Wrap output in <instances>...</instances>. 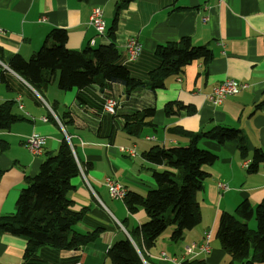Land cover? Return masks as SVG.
Listing matches in <instances>:
<instances>
[{"label":"crops","instance_id":"obj_1","mask_svg":"<svg viewBox=\"0 0 264 264\" xmlns=\"http://www.w3.org/2000/svg\"><path fill=\"white\" fill-rule=\"evenodd\" d=\"M120 1L0 0V63L4 66L0 65V106L8 104L9 113L16 117L7 128L0 129V143L6 147L0 151V216L14 212L26 178H33L45 157L68 137L76 159L89 166L71 180L73 209L88 208L75 230L85 233L104 228L93 243L83 248L64 251L41 247L25 262L26 242L0 232V264H111L107 252L110 246L127 238L128 231L145 222L146 216L142 210L129 215L123 200L109 197L103 180L110 177L117 181L125 194L144 196L156 188L152 171L164 167L152 165L142 156L152 147H185L188 134L220 126L238 130L245 137L246 159L254 149L264 152L263 0H132L118 16L114 43L120 51V65L133 79L146 81L148 72L159 64L155 48L181 38H190L194 46H204L213 55L205 69L199 63L191 64L180 75L167 78L164 88L154 92L139 88L127 96L124 87L115 83L62 91L57 87V71H53L49 84L36 91L8 69L7 63L15 55L28 60L41 49L52 29L65 31V47L70 51L109 44L107 31ZM93 7L102 11V36L88 25ZM129 38H136L142 45L135 60H129L125 50ZM226 79L248 86L214 106L206 95ZM108 98L116 101L113 114L103 110ZM167 104H172L169 115ZM65 110L72 120L66 131L59 121ZM138 113L146 115L145 121L151 127L129 136L125 118ZM32 133L46 139L39 156L24 147L25 138ZM197 146L215 156L210 165L203 167L207 177L196 193L201 220L194 229L185 231L180 241L170 242L167 234L144 249L149 264H168L162 253L180 259L183 248L200 243L208 230L212 234L210 252L195 258L205 256L201 258L205 264H226L227 255L214 241L219 215L233 214L245 201L254 209L264 199V162L255 173H249L242 167L244 160L239 158L235 142L217 144L201 139ZM127 150H133L134 155ZM220 184L227 187L225 192L219 189Z\"/></svg>","mask_w":264,"mask_h":264},{"label":"trees","instance_id":"obj_2","mask_svg":"<svg viewBox=\"0 0 264 264\" xmlns=\"http://www.w3.org/2000/svg\"><path fill=\"white\" fill-rule=\"evenodd\" d=\"M131 1L121 0L116 6L112 26L107 31L109 44L83 51H70L65 47V31L52 29L41 49L28 60L15 55L7 63L8 69L36 91L49 84L53 71H57V87L62 91L80 90L94 84L104 87L107 83H115L123 86L125 95L129 96L139 88L153 92L163 89L167 78L180 75L187 66L199 63L205 69L212 61L213 55L208 48L194 46L190 38H181L177 42L155 48L154 54L159 64L148 72L146 81L133 79L120 65V51L114 43L118 16ZM0 62H3L1 50ZM2 70L0 66V72ZM165 108L167 115L173 112L172 104H167ZM145 119L144 113L126 117V133L136 136L144 128L151 127ZM15 120L16 117L9 113L8 104H2L0 129L7 128ZM59 121L65 131L66 126L72 124L67 110L59 116ZM187 136L189 140L185 147L155 146L142 154L146 162L164 168L152 171L156 188L144 196L125 194L123 203L128 214L142 210L146 221L129 230V237L110 246L107 252L111 264H143L142 259L149 264L144 249L153 246L168 228L169 241L176 243L183 238L185 231H191L199 224L201 216L196 193L202 189L207 177L203 167L215 159L209 151L197 146L201 139L217 144L235 142L239 158L245 160L248 157L246 139L238 130L213 126ZM5 148V144L0 143V151ZM250 161L247 172L255 173L264 162V152L254 149ZM88 168V165L76 159L70 144L62 139L56 151L45 157L38 173L33 178H26V185L16 199L14 212L0 216V232L26 242L22 258L24 262L41 247L78 250L93 243L104 232L102 227L85 233L74 229L88 214V208L83 207L77 211L73 209L70 194L74 185L71 180L79 176L80 170L85 172ZM251 219L255 222L254 230L247 226ZM215 237L220 249L227 255L226 264L264 263V199L254 209L245 201L236 207L233 214L221 213L217 219ZM180 264L205 263L201 259L192 258Z\"/></svg>","mask_w":264,"mask_h":264},{"label":"built area","instance_id":"obj_3","mask_svg":"<svg viewBox=\"0 0 264 264\" xmlns=\"http://www.w3.org/2000/svg\"><path fill=\"white\" fill-rule=\"evenodd\" d=\"M202 21L205 22L206 18H202ZM88 25L91 26L97 35L102 36L104 34V21L102 18V11L99 7H93L90 10ZM93 44V41H91ZM125 50L127 52L129 60H135L141 53L142 45L136 38H129L125 43ZM247 84L240 83L232 79H226L222 81L218 86L214 87L213 90L206 95V99L214 106L220 105L227 96L236 95L238 92L244 91L247 88ZM1 104V102H0ZM116 101L114 99L108 98L104 101L103 110L107 114H113L115 111ZM45 122L46 119L43 118ZM66 136V135H65ZM153 140V137L148 138ZM66 141L70 143L68 137ZM46 145V139L42 136H39L35 133L30 134L24 140V147L33 155L39 156L43 153V150ZM127 153L131 156L134 155L133 150H127ZM250 159H246L242 162L243 168H248L250 165ZM81 172V170H80ZM104 186L107 188L109 197L113 200H123L125 196V190L123 187L115 180H112L110 177H106L103 180ZM222 191H226L227 187L224 185H219ZM212 234L208 230L204 233L203 239L200 243H191L185 246L182 250V256L180 259L174 257H168L164 253L161 254L163 260L168 264H180L182 261L187 259L195 258L199 255H206L210 252V241ZM143 264H147L143 261ZM80 264V263H74Z\"/></svg>","mask_w":264,"mask_h":264},{"label":"rangeland","instance_id":"obj_4","mask_svg":"<svg viewBox=\"0 0 264 264\" xmlns=\"http://www.w3.org/2000/svg\"><path fill=\"white\" fill-rule=\"evenodd\" d=\"M77 226V225H76ZM75 226V227H76ZM75 227H74V229H75ZM249 229H252V230H254L255 229V222H254V220H252L251 222H249ZM168 231H169V228L167 229V231H166V233H165V235H167L168 234ZM164 235V236H165ZM159 241V240H158ZM214 241L217 243V245L219 244L218 243V239L216 240V239H214ZM209 247H212V246H209ZM219 249H220V247H219ZM223 252V251H222ZM224 253V252H223ZM203 257H205V256H202L201 258H203ZM200 258V259H201ZM224 258H226L225 257V255H224ZM143 260V259H142ZM144 261V260H143ZM227 261V260H226Z\"/></svg>","mask_w":264,"mask_h":264},{"label":"water","instance_id":"obj_5","mask_svg":"<svg viewBox=\"0 0 264 264\" xmlns=\"http://www.w3.org/2000/svg\"><path fill=\"white\" fill-rule=\"evenodd\" d=\"M1 66H3L1 63H0ZM4 67V66H3Z\"/></svg>","mask_w":264,"mask_h":264}]
</instances>
